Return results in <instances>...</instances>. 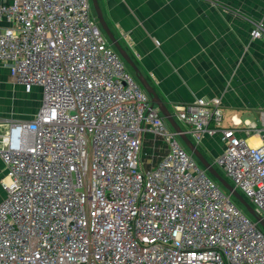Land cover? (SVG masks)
Segmentation results:
<instances>
[{
    "label": "built area",
    "instance_id": "obj_1",
    "mask_svg": "<svg viewBox=\"0 0 264 264\" xmlns=\"http://www.w3.org/2000/svg\"><path fill=\"white\" fill-rule=\"evenodd\" d=\"M0 22V64L42 91L35 116L0 133V264H264L260 224L187 151L91 0H0ZM173 110L197 146L222 136L214 167L264 218V141L224 128L219 98ZM147 132L168 153L145 171Z\"/></svg>",
    "mask_w": 264,
    "mask_h": 264
},
{
    "label": "crops",
    "instance_id": "obj_2",
    "mask_svg": "<svg viewBox=\"0 0 264 264\" xmlns=\"http://www.w3.org/2000/svg\"><path fill=\"white\" fill-rule=\"evenodd\" d=\"M98 1L113 33L173 115L175 105L219 98L223 127L253 146L262 144L259 134L248 131L251 126L264 130V32L261 38L251 37L256 24L264 30V0ZM41 104L40 88L27 92L0 64V133L12 121L32 119ZM211 141L208 137L198 147L213 164ZM158 142L164 153L165 142ZM5 172L0 157V179ZM6 195L0 183V203Z\"/></svg>",
    "mask_w": 264,
    "mask_h": 264
},
{
    "label": "water",
    "instance_id": "obj_3",
    "mask_svg": "<svg viewBox=\"0 0 264 264\" xmlns=\"http://www.w3.org/2000/svg\"><path fill=\"white\" fill-rule=\"evenodd\" d=\"M93 9L96 14V18L106 37L112 44V46L117 50L122 59L127 63V65L134 71L136 79L142 85L144 90L151 97L152 102L160 109L162 115L167 120L170 127L179 135L180 140L184 144L187 150L198 160V162L202 165V167L235 199L240 205L244 208V210L256 221L260 224V226L264 229V218L260 217L253 206L249 201L238 191L236 188L221 175V173L214 167V165L206 158L200 148L187 136V134L183 131L180 124L177 122L173 114L167 108L165 103L161 100L159 95L157 94L154 87L149 83V81L142 74L136 63L133 61L129 53L123 48L119 39L113 33L112 29L108 25L101 6L98 0H91Z\"/></svg>",
    "mask_w": 264,
    "mask_h": 264
},
{
    "label": "rangeland",
    "instance_id": "obj_4",
    "mask_svg": "<svg viewBox=\"0 0 264 264\" xmlns=\"http://www.w3.org/2000/svg\"><path fill=\"white\" fill-rule=\"evenodd\" d=\"M132 73V72H131ZM133 74V73H132ZM134 76V75H133ZM135 77V76H134ZM136 78V77H135ZM180 125L182 126V124L180 123ZM208 139V137H206V140ZM156 140V137L153 135V134H148L146 137H145V140H144V143H143V146H142V152H141V165L143 167V170L147 171V169L150 168L151 166V163L153 161V159H155L154 161L158 160L160 155H162L161 157L165 156L167 151H168V145H166L165 143V140L161 137H158L157 138V143H158V147L157 149L154 151L153 149V144H154V141ZM162 141V142H165L162 146H165V150H164V153L159 151V146L161 145L160 142L158 141ZM164 140V141H163ZM211 143H212V146H213V150L210 154H208V157L211 159V160H215L216 158H218L221 154V148L224 149V144L222 141L219 140L218 136H214L211 138ZM205 141V140H204ZM183 144V143H182ZM189 152V150H187ZM157 163V162H156ZM217 168V167H216ZM219 171H221L219 168H217ZM223 173V172H222ZM210 175V174H209ZM248 214V213H247ZM249 215V214H248Z\"/></svg>",
    "mask_w": 264,
    "mask_h": 264
},
{
    "label": "trees",
    "instance_id": "obj_5",
    "mask_svg": "<svg viewBox=\"0 0 264 264\" xmlns=\"http://www.w3.org/2000/svg\"><path fill=\"white\" fill-rule=\"evenodd\" d=\"M129 67V66H128ZM129 70L132 72V69L129 67ZM202 151V150H201ZM216 168V167H215ZM217 169V168H216ZM218 170V169H217ZM219 171V170H218ZM220 173H221V175L223 176V177H225L224 176V174L222 173V171H219ZM213 180H215L211 175H209ZM216 181V180H215ZM246 198V197H245ZM233 200H234V202L236 203V205L239 207V208H241L242 210H244V208L240 205V203L237 201V200H235L234 198H233ZM247 201H248V199H246ZM245 211V210H244ZM246 212V211H245ZM247 213V212H246ZM248 216H250V215H248ZM251 217V216H250ZM252 218V217H251ZM261 229L263 230V232H264V229L261 227Z\"/></svg>",
    "mask_w": 264,
    "mask_h": 264
}]
</instances>
